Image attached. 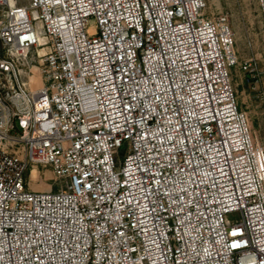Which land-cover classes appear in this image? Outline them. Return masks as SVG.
<instances>
[{
  "label": "built area",
  "instance_id": "built-area-1",
  "mask_svg": "<svg viewBox=\"0 0 264 264\" xmlns=\"http://www.w3.org/2000/svg\"><path fill=\"white\" fill-rule=\"evenodd\" d=\"M19 1L0 0V264H264L228 19L208 0ZM40 166L59 189L31 188Z\"/></svg>",
  "mask_w": 264,
  "mask_h": 264
},
{
  "label": "rangeland",
  "instance_id": "rangeland-1",
  "mask_svg": "<svg viewBox=\"0 0 264 264\" xmlns=\"http://www.w3.org/2000/svg\"><path fill=\"white\" fill-rule=\"evenodd\" d=\"M21 5L27 0H20ZM206 14L210 17L225 16L236 40L238 64L232 69V83L240 108L247 114L252 125L256 146L264 151V25L257 0H208ZM37 81L31 84V76ZM30 87H41V71L31 66L26 75ZM122 159L124 151H122ZM38 178L28 180L37 190L59 189V178L50 167L40 166ZM234 216H230L233 218Z\"/></svg>",
  "mask_w": 264,
  "mask_h": 264
},
{
  "label": "bare ground",
  "instance_id": "bare-ground-1",
  "mask_svg": "<svg viewBox=\"0 0 264 264\" xmlns=\"http://www.w3.org/2000/svg\"><path fill=\"white\" fill-rule=\"evenodd\" d=\"M37 78H38V76L36 75V74H33L32 76H31V84L32 83H34V82H36L37 81ZM41 89V87H39V88H37V89H32L33 91H38V90H40ZM38 168L37 167H33L32 168V170L30 171V173H29V180L31 179V181H35V180H37V178H38Z\"/></svg>",
  "mask_w": 264,
  "mask_h": 264
}]
</instances>
